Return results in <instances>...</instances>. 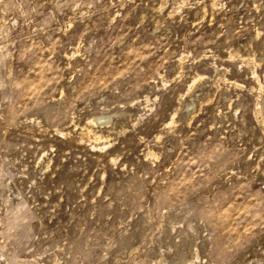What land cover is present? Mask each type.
Listing matches in <instances>:
<instances>
[{
    "label": "rangeland",
    "instance_id": "1",
    "mask_svg": "<svg viewBox=\"0 0 264 264\" xmlns=\"http://www.w3.org/2000/svg\"><path fill=\"white\" fill-rule=\"evenodd\" d=\"M259 99L264 0H0V264H264Z\"/></svg>",
    "mask_w": 264,
    "mask_h": 264
},
{
    "label": "bare ground",
    "instance_id": "2",
    "mask_svg": "<svg viewBox=\"0 0 264 264\" xmlns=\"http://www.w3.org/2000/svg\"><path fill=\"white\" fill-rule=\"evenodd\" d=\"M217 2H218V0H212V5L213 6H215L216 4H217ZM175 9V8H174ZM173 9V10H174ZM230 57L231 58H240V55L238 54V51H236V50H232V52L230 53ZM180 62V61H179ZM183 61H181L180 63H179V68L180 69H183ZM223 71H224V69H222ZM199 77L197 78V79H195L194 81H193V83H192V85L190 86V91H192L195 87H196V83L199 81ZM261 88V87H260ZM255 115L256 116H259V118H260V125H261V127H262V129H263V131H264V105H263V100L262 99H259L258 100V102L256 103V105H255ZM110 120H111V116H107V117H104V116H94V117H92V118H90L89 119V121H88V124L90 125V126H92V125H95V124H102V123H109L110 122ZM93 130L91 129V130H88V133H90V132H92ZM87 133V132H86ZM95 136H97V137H95V138H101V136H99V135H97V134H94ZM93 135V136H94ZM151 154L152 155H154L155 156V154L154 153H152L151 152ZM199 253L198 252H196V258L195 259H199V255H198ZM184 259V258H183ZM187 261V260H186ZM185 261V262H186ZM187 262H190L191 264H194L195 262H193L192 260L191 261H187ZM186 262V263H187ZM156 264H163V262H161V261H159L158 263H156Z\"/></svg>",
    "mask_w": 264,
    "mask_h": 264
}]
</instances>
